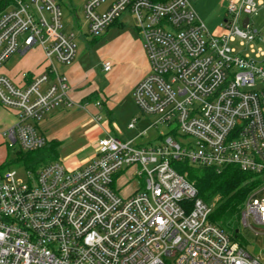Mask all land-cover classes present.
<instances>
[{
  "label": "built area",
  "instance_id": "built-area-1",
  "mask_svg": "<svg viewBox=\"0 0 264 264\" xmlns=\"http://www.w3.org/2000/svg\"><path fill=\"white\" fill-rule=\"evenodd\" d=\"M83 1L93 37L123 13L134 18L151 73L133 97L156 118L142 129L134 118L127 128L137 134L126 140L103 127L93 159L78 169L53 162L26 170L24 183L0 162V264H264L210 221L213 206L174 167L236 166L255 176L240 221L264 232L256 228L264 227V32L250 19L263 2L230 0L224 32L215 35L189 0ZM62 2L12 0L0 14V105L15 117L0 133L6 149H42L41 123L72 104L59 67L75 61L78 33L64 24ZM35 47L44 51L41 72H20L19 84L2 73ZM102 67L113 69L109 61ZM158 124L169 129L160 144H137ZM131 168L144 184L122 197L116 183Z\"/></svg>",
  "mask_w": 264,
  "mask_h": 264
},
{
  "label": "rangeland",
  "instance_id": "rangeland-1",
  "mask_svg": "<svg viewBox=\"0 0 264 264\" xmlns=\"http://www.w3.org/2000/svg\"><path fill=\"white\" fill-rule=\"evenodd\" d=\"M189 1L197 15L200 16V12L212 15L225 13L230 0H226V2L225 0H201L200 5L199 3L197 4L198 0ZM258 1H262L264 4V0ZM104 6L106 4L100 7L99 11H103ZM83 7V0H64L62 2L64 24L68 30L78 33V53L75 61L81 65L83 71H93L91 76L93 87L99 89L104 94V97H107L108 105L113 112L112 133L123 140L130 139L137 134L136 131H130L127 128L134 118L139 119L137 124L139 129L144 128L146 122H153L156 118L154 115H143L136 106L133 97L137 85L151 73L146 53L139 44V42H142L141 36L136 30L134 18L128 13H123L119 19L121 24L113 23L106 27L98 37H93L88 32ZM250 19L253 29L264 32V6L259 9L257 15H252ZM217 23L221 25L222 18ZM80 27L82 28L80 29ZM210 30L212 33L216 32L213 29ZM96 40L97 42H95ZM234 46L238 48V43H234ZM242 53L254 55L249 47L242 48ZM18 59H20L19 55L13 56L2 72L9 76L15 69V63L18 62ZM106 61L111 62L113 65V70L109 74L102 72L100 68L101 64ZM69 67L60 66L59 72L65 75ZM0 108L5 110V112L0 110L1 133L6 129V124L12 120L15 122V117L10 109L8 110L1 105ZM106 113V111L100 112L103 118L102 123L108 120ZM158 125V127L149 130L146 136L139 139L137 144H160L161 135L169 134V129L165 125ZM170 135L173 136L172 134ZM173 138L179 143L187 141L179 136H173ZM6 146L4 140L0 139V162L17 160L19 157L18 147L16 146L15 150H13L6 149ZM90 149L85 151L83 157L92 154L89 151ZM12 168L17 171L19 179L23 180L24 183L28 182L29 177L24 167L15 166ZM137 171L138 168L129 169L121 175L122 178L120 177L121 179L116 183V188L122 197L130 196L138 186L140 187V184H144V180H140L136 175ZM256 228L264 230V227L257 226ZM236 229L239 231V243L251 255L264 257V232L256 235L251 228L243 226L240 220L236 225Z\"/></svg>",
  "mask_w": 264,
  "mask_h": 264
},
{
  "label": "crops",
  "instance_id": "crops-1",
  "mask_svg": "<svg viewBox=\"0 0 264 264\" xmlns=\"http://www.w3.org/2000/svg\"><path fill=\"white\" fill-rule=\"evenodd\" d=\"M198 3L200 5L201 0H198L197 4ZM199 17L210 32V29H213L216 31L213 34H223V23L226 18V11L219 15L203 14L200 12ZM221 18L222 24L219 25L217 21H220ZM139 44L140 47L143 48L142 42H139ZM17 55H19L20 59L15 63V69L10 75L7 76L2 72L15 83L19 84L21 82V78L19 77L20 72L27 71L39 73L43 70L41 63L44 59V51L41 47H35L26 53ZM103 63L100 68L102 72L106 73L102 67ZM109 73L110 72L107 74ZM92 74V70L83 71L81 65L74 61L65 73L70 86L69 95L72 103L71 106L57 109L41 123V132L45 137L50 142L55 141L58 144L57 162H61L69 170L85 166L93 159L98 140L105 136L103 127L108 128L110 134L113 136H117L111 131V129H113V112L108 105V99L104 97V94H102L99 89L93 87L91 81ZM98 104H101L103 107L101 112H107L106 118L108 120L105 123H102L103 118L100 114ZM0 110L5 112V110L1 108ZM97 116L101 117V123L95 121V117ZM13 123L14 120L6 124L5 128L10 127ZM88 149H90L89 151L92 152V154L83 157L85 151ZM121 178H119L117 182Z\"/></svg>",
  "mask_w": 264,
  "mask_h": 264
},
{
  "label": "trees",
  "instance_id": "trees-1",
  "mask_svg": "<svg viewBox=\"0 0 264 264\" xmlns=\"http://www.w3.org/2000/svg\"><path fill=\"white\" fill-rule=\"evenodd\" d=\"M10 4H12V0H0V14ZM116 22L119 23V20L114 23ZM57 147V142L48 140L47 144L37 151H19L18 159L7 161L3 167L9 169L20 166L26 170L37 172L42 167L57 162ZM174 167L180 174L187 175V179L195 185L198 197L213 206L210 221L232 236L234 241L239 242L236 225L240 220L244 202L258 184V179L252 174L241 171L236 166L216 170L194 167L185 162L176 163Z\"/></svg>",
  "mask_w": 264,
  "mask_h": 264
},
{
  "label": "water",
  "instance_id": "water-1",
  "mask_svg": "<svg viewBox=\"0 0 264 264\" xmlns=\"http://www.w3.org/2000/svg\"><path fill=\"white\" fill-rule=\"evenodd\" d=\"M247 22H248V19L245 20V23H244L245 26L247 25ZM237 232H239V231H237Z\"/></svg>",
  "mask_w": 264,
  "mask_h": 264
}]
</instances>
